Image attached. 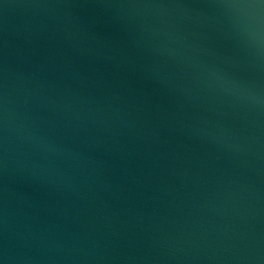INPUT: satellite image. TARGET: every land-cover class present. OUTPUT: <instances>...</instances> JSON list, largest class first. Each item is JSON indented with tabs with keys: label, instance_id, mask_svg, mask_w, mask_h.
Wrapping results in <instances>:
<instances>
[{
	"label": "water",
	"instance_id": "1",
	"mask_svg": "<svg viewBox=\"0 0 264 264\" xmlns=\"http://www.w3.org/2000/svg\"><path fill=\"white\" fill-rule=\"evenodd\" d=\"M241 2L0 0V264H264Z\"/></svg>",
	"mask_w": 264,
	"mask_h": 264
},
{
	"label": "clouds",
	"instance_id": "2",
	"mask_svg": "<svg viewBox=\"0 0 264 264\" xmlns=\"http://www.w3.org/2000/svg\"><path fill=\"white\" fill-rule=\"evenodd\" d=\"M235 8L244 10V9H259L264 8V0H258V3H249V2H241L233 5ZM257 20H259V14L256 16Z\"/></svg>",
	"mask_w": 264,
	"mask_h": 264
}]
</instances>
